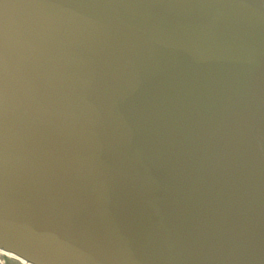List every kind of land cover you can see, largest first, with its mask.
<instances>
[{
	"label": "water",
	"instance_id": "water-1",
	"mask_svg": "<svg viewBox=\"0 0 264 264\" xmlns=\"http://www.w3.org/2000/svg\"><path fill=\"white\" fill-rule=\"evenodd\" d=\"M0 250L264 264V0H0Z\"/></svg>",
	"mask_w": 264,
	"mask_h": 264
},
{
	"label": "flooded vegetation",
	"instance_id": "flooded-vegetation-1",
	"mask_svg": "<svg viewBox=\"0 0 264 264\" xmlns=\"http://www.w3.org/2000/svg\"><path fill=\"white\" fill-rule=\"evenodd\" d=\"M3 258V259H2ZM5 261V262H2L1 263V261ZM10 262H12V263H14V264H20L19 262H17L16 260H13L12 258H9V257H7L6 255H4L2 252H1V250H0V264H7V263H10Z\"/></svg>",
	"mask_w": 264,
	"mask_h": 264
}]
</instances>
